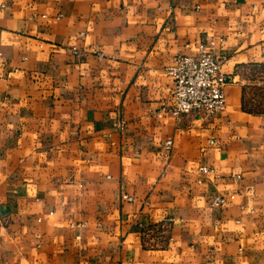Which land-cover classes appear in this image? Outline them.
Here are the masks:
<instances>
[{"label": "crops", "instance_id": "1", "mask_svg": "<svg viewBox=\"0 0 264 264\" xmlns=\"http://www.w3.org/2000/svg\"><path fill=\"white\" fill-rule=\"evenodd\" d=\"M207 35L225 110L169 115ZM254 63L264 0H0V264H264Z\"/></svg>", "mask_w": 264, "mask_h": 264}, {"label": "built area", "instance_id": "2", "mask_svg": "<svg viewBox=\"0 0 264 264\" xmlns=\"http://www.w3.org/2000/svg\"><path fill=\"white\" fill-rule=\"evenodd\" d=\"M214 43L213 37L207 35L203 41L198 43V53L196 55L178 53L172 62L165 67L173 83L171 93L173 102L167 107H162V111L177 117L195 112L212 116L225 110L224 87L233 81V76L220 71V64L212 52ZM72 52L77 54V47L73 46ZM96 54L98 57L103 56L100 51ZM118 126L121 127L122 124L119 123ZM213 142L214 140L210 138L209 143ZM171 146L172 139H166L162 146L164 155H168ZM197 172L201 176H217L215 169L206 164L199 165ZM123 198L132 200L131 196L125 194ZM225 203V196H214L211 200L213 206H220Z\"/></svg>", "mask_w": 264, "mask_h": 264}, {"label": "rangeland", "instance_id": "3", "mask_svg": "<svg viewBox=\"0 0 264 264\" xmlns=\"http://www.w3.org/2000/svg\"><path fill=\"white\" fill-rule=\"evenodd\" d=\"M245 106L264 113V63H254L240 69Z\"/></svg>", "mask_w": 264, "mask_h": 264}]
</instances>
